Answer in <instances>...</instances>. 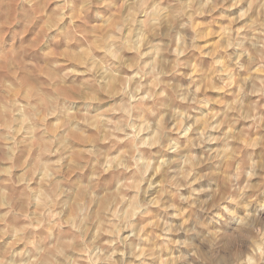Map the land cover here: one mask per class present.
Returning <instances> with one entry per match:
<instances>
[{"label": "clouds", "instance_id": "1", "mask_svg": "<svg viewBox=\"0 0 264 264\" xmlns=\"http://www.w3.org/2000/svg\"><path fill=\"white\" fill-rule=\"evenodd\" d=\"M0 264H264V0H0Z\"/></svg>", "mask_w": 264, "mask_h": 264}]
</instances>
